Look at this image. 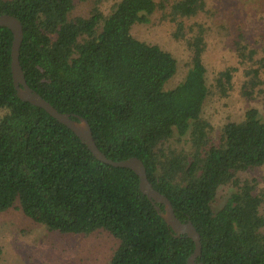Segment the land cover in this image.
<instances>
[{
  "label": "trees",
  "instance_id": "trees-1",
  "mask_svg": "<svg viewBox=\"0 0 264 264\" xmlns=\"http://www.w3.org/2000/svg\"><path fill=\"white\" fill-rule=\"evenodd\" d=\"M104 1L0 0V15L23 25L28 84L60 112L86 118L108 158L142 159L154 188L200 233L198 261L264 264V188L240 175L264 165V116L251 106L217 129L203 117L211 95L237 88L254 101L264 94V35L255 45L231 28L234 63L210 83V25L195 19L214 15L207 0H116L107 12ZM80 3L90 5L87 14L75 15ZM155 19L189 54L172 87L177 58L133 34ZM12 42L11 29L0 26V214L16 208L62 235L105 231L118 241L107 264H188L193 239L175 235L134 170L99 160L70 128L19 98ZM225 185L234 190L215 209Z\"/></svg>",
  "mask_w": 264,
  "mask_h": 264
},
{
  "label": "rangeland",
  "instance_id": "rangeland-1",
  "mask_svg": "<svg viewBox=\"0 0 264 264\" xmlns=\"http://www.w3.org/2000/svg\"><path fill=\"white\" fill-rule=\"evenodd\" d=\"M116 0H106L102 8L107 12ZM213 16L200 14L196 20L207 21L209 49L206 53L208 77L223 67L234 63L231 50V28L241 27L247 38L256 45L264 35V0H207ZM92 6V5H91ZM90 5L80 3L75 15L88 13ZM137 38L157 43L173 53L178 60V73L169 82L172 87L184 76L188 51L184 42L171 36V26L158 19L150 23H138L133 28ZM242 77L238 78L241 83ZM256 106L264 116V94L254 101L244 99L236 88L228 97L211 95L204 104L203 117L217 129L228 119H239L247 108ZM5 109L0 108V118ZM217 135V132L216 134ZM174 147H177L172 141ZM177 145H179L177 143ZM242 178L256 177L264 188V165L240 174ZM234 188L221 186L214 208H221ZM118 245V241L105 231L90 235H62L49 231L44 225L34 223L20 210L14 208L0 214V264H107Z\"/></svg>",
  "mask_w": 264,
  "mask_h": 264
},
{
  "label": "water",
  "instance_id": "water-1",
  "mask_svg": "<svg viewBox=\"0 0 264 264\" xmlns=\"http://www.w3.org/2000/svg\"><path fill=\"white\" fill-rule=\"evenodd\" d=\"M0 26L8 27L13 32L11 69L14 86L17 90V95L19 98L23 101H27L33 105L43 108L53 118L57 119L59 122L70 128L81 138V140L88 146V148L99 160L116 167H127L134 170L140 179V189L152 201L158 213L172 228L175 235L180 237L183 234H187L193 239L195 243V249L188 259V264H205L202 261H198V258L202 254L200 233L197 231L191 220H180L177 217L173 204L169 198L154 188L153 184L148 179L146 167L142 159L135 156L120 161H115L111 158H108L107 155L98 148L94 140L92 127L86 118L80 115L60 112L48 100L42 97L37 91L32 89L26 80L22 65L20 63V50L24 36L22 22L14 15L1 14ZM160 203L164 205L163 210L158 205Z\"/></svg>",
  "mask_w": 264,
  "mask_h": 264
}]
</instances>
